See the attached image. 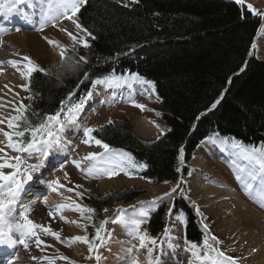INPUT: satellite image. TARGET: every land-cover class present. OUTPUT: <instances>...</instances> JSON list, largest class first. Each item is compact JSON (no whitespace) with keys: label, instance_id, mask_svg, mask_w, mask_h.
I'll use <instances>...</instances> for the list:
<instances>
[{"label":"trees","instance_id":"obj_1","mask_svg":"<svg viewBox=\"0 0 264 264\" xmlns=\"http://www.w3.org/2000/svg\"><path fill=\"white\" fill-rule=\"evenodd\" d=\"M125 4L129 6L116 0H87L81 6L75 19L91 33L86 36L90 46L75 45L61 65L45 70L48 75L34 72L27 80L32 99L27 98L25 106H30V120L39 122L62 106L67 110L88 92L93 96L97 80L137 74L160 100L161 110L154 114L167 133L155 143H146L130 125L115 123L92 134L109 150L126 154L132 177L176 186L189 176L187 168L182 173L175 169L180 150L188 167L199 147L217 138L250 149L264 147V61L252 53L260 16L234 0H128ZM151 110L145 108L147 113ZM139 195L100 199L84 193L82 202L95 209L85 234L92 239L116 204ZM177 216L184 221L185 241L202 247L207 234L184 199L175 201L171 217L177 220ZM167 217L163 207L149 213L145 232L157 243L165 235Z\"/></svg>","mask_w":264,"mask_h":264},{"label":"bare ground","instance_id":"obj_2","mask_svg":"<svg viewBox=\"0 0 264 264\" xmlns=\"http://www.w3.org/2000/svg\"><path fill=\"white\" fill-rule=\"evenodd\" d=\"M49 2L50 0H48ZM47 6V0H27V4L17 5L15 10L10 12L6 10L4 14L0 15V41L6 44L4 46L3 44L0 45V66H2L0 69L5 71V73H2L3 70L0 71V118H5L8 115L7 110L13 109V103L20 98L17 89L21 86L22 81L18 77V70L9 66V61H16L18 65L26 63V61L21 58H13V53L18 52L24 54V56L35 58L48 57L53 61L61 58L59 47L50 45L48 41H54L58 45V35L62 32L63 27L69 24V21L61 16L53 23H45L42 31L38 30L40 28L41 15L48 11L46 9ZM33 31H37V33ZM13 32H17V34H12ZM10 49H13V53ZM137 79L143 82L140 78L137 77ZM136 87L137 85L128 83L122 89H109L104 95L101 104L98 103L93 106V111L85 110L80 116H77L75 123L66 124L65 130L61 134L60 147L54 148L48 158L43 161V167L39 171L32 173L33 179L25 184L24 190L20 193L16 205L17 216L23 209H29V214L32 215V218L34 217L35 220H38L35 221L38 225L50 227L52 231L58 232L61 240L57 241L51 235H45L37 229V233L43 241L40 247H37L32 240L28 242V249H25L22 245H17L14 249H2L0 247V259L5 258L0 264H7L8 258H13L14 264H48L49 260L54 261V264H80L83 262L84 249L79 246H73L77 242H72L71 246H68L71 238L80 234L74 226L75 217L72 210L63 209L54 218L48 215L50 211L55 212L57 205L67 204L66 194L58 189L57 191H52L48 184L53 180L55 181L58 177L65 176L68 173L66 172L67 169L76 168L72 161L75 160L73 159V152L78 149L76 151L73 149L77 140L83 135V129L86 127L85 123L99 111L100 107L109 108L123 102L121 98L125 97L126 89H129L132 95H137L138 88ZM136 98L131 96L128 101H134ZM157 128L158 125L151 121L138 122V132L145 140L154 138ZM228 153L230 154V152ZM35 156L34 159H39L38 154H35ZM212 156H214L213 150L210 147H205L198 160L204 161L205 158L206 160L207 158H213ZM239 160L240 163L237 164L240 166L245 164L242 158L239 157ZM38 162L40 163L41 161ZM198 162L193 168L195 170V178L194 180L192 179L193 181L190 180L188 182L194 188L195 194H200L199 199L195 200V203L199 208L209 210L210 215L219 219L221 230L224 231L225 236L226 234L229 236L230 240L237 244L239 242L245 248L253 247L255 249L253 255L244 256L245 260L252 264H264V227H262L264 216L262 209L260 210L259 207H255L246 201L235 187L238 184V181L235 180V174L229 173L219 164L220 162L213 165L210 162H200L201 164ZM104 185H98L95 182L87 184L88 189H97L99 193L105 190ZM155 193L162 194V190H157ZM44 194L47 195V198L43 197ZM152 194V192L149 193L147 198L149 199ZM61 215L68 222L61 220ZM30 218L31 216L29 215L28 219ZM248 227L253 231L250 232ZM256 231H258L257 236L255 235ZM131 242L128 235L118 232L110 248V258L105 264H131L132 259L139 252L137 247L134 248V256L126 252ZM183 242H185V236L181 233L176 240L175 247L170 250L168 256H160L159 253L160 264H189L192 257L190 252L185 250L187 246H183ZM131 244L132 246L136 245ZM142 250L146 253L144 248ZM60 257H67L68 259L64 260ZM137 261L138 264L142 262L141 259Z\"/></svg>","mask_w":264,"mask_h":264},{"label":"rangeland","instance_id":"obj_3","mask_svg":"<svg viewBox=\"0 0 264 264\" xmlns=\"http://www.w3.org/2000/svg\"><path fill=\"white\" fill-rule=\"evenodd\" d=\"M122 4H125L128 0H116ZM236 1V0H234ZM51 2V0H50ZM47 4L48 0H47ZM248 4H251L258 12L264 13V0H244V5L247 7ZM48 9V6L47 8ZM262 19V25L260 28V31L258 33V36L255 40L254 47L252 49L253 55L261 60L264 61V17L260 16ZM73 20L76 21V23H79L81 28L82 24L77 21L73 17ZM69 24L66 27H63L62 32L58 35V45H59V51L61 53V48L66 49V52L64 54V59L68 55V51L71 50L75 45H82L81 43H76L75 45L73 44V41L70 39L68 33H71L73 36L77 38V41L80 40H85L86 41V36L87 34L85 32L79 31L76 27L75 24L71 21L68 20ZM53 23V22H51ZM69 26V27H68ZM68 27V28H67ZM38 31V30H37ZM37 31H33L36 32ZM12 34H17V32H13ZM60 43V44H59ZM6 45L0 41V45ZM11 52L13 53V49H10ZM4 54V50L2 51ZM15 59H22L24 54L15 52L13 53ZM31 60L38 65L40 68L44 70H48L54 67H58L59 65L62 64L64 59L62 60H56L53 61L52 59L48 57H43V58H35L32 56H29ZM23 64H20V69L23 70ZM9 65V64H7ZM12 67L11 65H9ZM3 70V69H2ZM0 69V71H2ZM18 72V77L21 79L22 84L21 86L17 89L18 90V95L19 99L15 100L13 103V109L7 110L8 115L5 116V124H1L2 131H0V148H4L5 152L7 153V157L15 156L17 153L11 151L6 147L7 140L6 137L2 134V132H10L11 130L7 127V119L13 115H15V108L19 107L21 104L26 105L27 98H28V93L27 91L24 90V86L28 85L27 80H25L21 75L20 71ZM2 73H5L3 70ZM132 83L135 86L137 85L136 88H138L137 95H132L129 89H126L125 92V97L121 98L123 102L115 104L113 107H100L99 111L95 113L87 123H85L86 127L85 128H94V129H99L101 127H104L106 125H109V121H111V124L115 123H124L128 124L132 127V132L135 134L137 137H139L141 140H143L146 143H155L157 142L160 138H162L168 131L167 127L164 126L158 119V117H155L154 110L160 111V100L154 95L153 91L150 90V88L145 85L143 82L139 81L137 77H127L123 80L119 79L114 82H110V84H99L96 87V90L94 91V96L93 99L89 100L87 105L83 106L81 111L79 112L78 116L82 114L83 111L85 110H92L93 111V106L98 103L101 104V101L104 99V95L107 93L109 89L112 88H123L126 84ZM147 86V87H146ZM110 87V88H109ZM128 95V96H127ZM137 97L136 100L134 101H128L129 98ZM135 105H143L144 110H141V108L136 107ZM92 108V109H91ZM145 108H149L151 111L147 113L145 111ZM98 110V109H97ZM101 110V111H100ZM64 111L65 108H64ZM63 120V113L61 114L60 117ZM151 121L152 123H155V125H158V128L155 130L156 134L155 137L149 140H145L143 137H141L140 133L138 132V122L140 121ZM156 121V122H154ZM85 139L84 134L77 140V145L75 143L74 146V151L73 152V159L76 161H81V168H86L87 165L90 163L88 161H84L82 158L87 156L89 153H104V149L101 147H98L94 142H91L90 145H86L82 143V141ZM235 144H240L238 142H235L233 140H222V139H214L211 141H206L204 142L199 149L196 151V156L193 157L192 164L190 166H186L184 164L183 160H179L178 163L176 164V171L178 173H182L183 170L186 168L189 170V176L187 178H182L181 181L179 182V187L177 188L176 192L172 193L170 197H166L165 193L171 192L172 188L175 187L173 185L169 184H158V183H151L149 181H146L144 179L138 178V177H132L130 174V161L127 158L126 154L121 152V151H113L110 150L109 153H105L107 157L110 159H118L121 161V167L124 169V171H119L117 169L118 174L113 175L111 177L106 176V175H100L98 178H92L87 176L84 172H82L80 169L77 168H69L66 170L67 173V178L65 176L58 177L56 180L59 181L61 185L64 187L58 188L59 191L63 192L66 194V202L70 203L71 201H75L77 204L81 205V207H86L85 204L82 202L81 197L82 196H77L76 193H90L100 199L107 198L109 196H119L121 194H129V193H139L140 195L135 198L133 201L129 203H118L114 206L113 210L111 213L106 216L104 221H108V223L105 224V229L107 233H111V239L107 241L106 245L104 247H100L97 252H89L88 250V245L82 242H77L73 244L75 247H82L84 249V256L82 258V261L80 264H105L106 261L110 258V248L112 246V243L114 242V238L116 237V234L118 232H121L124 235H128L127 232L128 230L120 223H112V220L117 217L118 210H124V219L126 221H130L132 219H137L142 221L140 225V231L143 233L145 232V228L148 222V215L150 212H156L159 208L163 207L167 209L168 217L165 220L166 221V226L167 228L170 229L169 236L172 238L171 243L172 245H176V240L178 239L179 234L183 233L184 235V226L183 223L173 219L171 217V211L173 209V206L175 204V201H178L180 199H184L187 201L188 205L193 209V212L195 216L198 218V224L201 226L204 231L206 232L209 243L213 244L214 247H216L218 250L222 251L225 253L226 256L232 257L233 259L236 260L237 264H252L248 260L244 259V256H249L253 255L255 252V249L253 247L251 248H245L238 242L235 243L232 240L229 239V236L226 234L224 235V231L221 230L220 228V221L218 218L215 216H212L209 214V210H205L202 208H199L197 204L195 203V200H198L200 194H195L194 188L188 184L190 180H194L195 178V170L193 169L196 165L198 160V157L202 155V151L205 149V147H210L213 150L214 156L213 158H206L204 161L200 160L198 163L201 164L200 162H210L212 165L215 163L221 164L229 173L235 174V180L237 175H241L243 177H246L247 175V170L250 169V165L246 160L243 159V157L240 154V150L236 147H234ZM241 145V144H240ZM86 150H85V149ZM245 148V147H244ZM249 151L251 150L250 148H246ZM260 149H264V147H261ZM231 150V151H230ZM259 150V149H258ZM230 152V154L228 153ZM78 153V155H77ZM0 155H3V153H0ZM22 158L25 160V166L28 164H38L40 161L39 159H34L36 156L33 155L32 157H29L28 154H21ZM212 155V154H211ZM228 156V158H227ZM239 157L242 158L245 161L244 165H239L237 163H240ZM218 160V161H217ZM217 161V162H216ZM14 162V161H13ZM245 169L244 172H241L240 169ZM179 169V170H178ZM5 174H8L9 172L12 171V169L5 168L3 169ZM54 171V170H53ZM65 172V173H66ZM127 173V174H125ZM186 179V180H185ZM188 179V180H187ZM192 180V181H193ZM210 181V179H208ZM54 181V180H53ZM97 183L98 185L100 184H105L104 188L105 190L102 193H99L97 189L93 190L91 188L88 189L87 184L90 183ZM258 185V181L256 182ZM80 185L82 187L77 188L76 186ZM236 189L238 190L239 193H241L246 201L255 206L259 207L260 210L263 212L264 216V207H260L253 198H250L248 195L245 194L243 191V187L241 183L238 181V184L235 186ZM68 188H72L73 191L69 192L67 191ZM157 190H162L161 193H155ZM153 193L150 195L149 199L147 196L149 193ZM161 194V195H158ZM44 198H47V195H43ZM70 198V199H69ZM162 198V199H158ZM194 198V200H193ZM142 199H148V200H142ZM156 201L155 204H152V201ZM139 204V205H137ZM132 207V208H129ZM197 209H199V215L197 214ZM143 211L146 213L145 216L139 215V213ZM73 215L75 217V228L78 230L77 232L80 233L79 236H85V225L89 223V220L82 219L80 216L79 212L72 211ZM31 220L35 224H37L35 221L34 217ZM28 215V216H29ZM202 217L204 220H202ZM264 227V220L262 221ZM205 225H207V228L205 229ZM77 226V227H76ZM182 229V230H181ZM80 230V232H79ZM248 230L252 232V229ZM248 231V232H249ZM126 233V234H125ZM105 235V232L102 233V236ZM255 235H258V231L255 232ZM129 236V235H128ZM215 236L221 243L216 244L214 241L211 240V237ZM129 239H131V243L136 244V247L138 248V253L137 256L135 257L137 260H142L140 264H148V255H147V249H145V252L142 250V248H139V241L134 240L129 236ZM129 244V247H132V244ZM131 245V246H130ZM183 246H187L185 242L182 244ZM162 246V249H161ZM242 246V247H241ZM73 248V247H72ZM173 248L168 247V238L166 236H162V238L159 240L157 243V246L155 247V250L153 252V259L155 260L158 258V255L160 253L161 255L168 256L170 253V250ZM141 250V251H140ZM254 250V251H253ZM134 251L135 249L133 248V252L131 253V256H134ZM163 253V254H161ZM165 253V254H164ZM99 254L101 256V260L97 262L95 260V255ZM139 254V255H138ZM130 256V257H131ZM89 257H92L91 259ZM139 257V258H138ZM191 258V257H190ZM144 260V261H143Z\"/></svg>","mask_w":264,"mask_h":264},{"label":"snow or ice","instance_id":"obj_4","mask_svg":"<svg viewBox=\"0 0 264 264\" xmlns=\"http://www.w3.org/2000/svg\"><path fill=\"white\" fill-rule=\"evenodd\" d=\"M87 0H51L48 4V11L41 15L40 19V28L38 30L42 31L45 23L57 21L59 17L64 19L71 20L75 27L81 31L85 32L87 35L91 36V33H87L86 29H82L79 23H76L73 20V17L77 16V13L80 11L81 6H83ZM138 0H131V3H137ZM238 4H244V0H236ZM27 4V0H0V15L4 14L5 11H13L16 9L17 5ZM124 7H128V4H124ZM248 10L254 16L264 17V13L258 12L251 4L247 5ZM55 26V24H53ZM70 39L73 41V44L81 43L83 47L87 48L90 45L85 40L77 41V38L71 33H68ZM95 39V37H92ZM50 45L59 47L54 41H48ZM254 47V46H253ZM66 49L61 48V59H64V54ZM26 63L23 65V70L20 69V66L16 61H9V64L20 71V75L30 82L31 76L34 72H41L44 75H48L44 69L36 65L30 57L22 58ZM81 60L84 63H87L85 57L81 56ZM2 67V66H0ZM85 78L87 74L85 73ZM96 84H110L108 81L97 80L94 82L93 87ZM25 91H30L28 85L24 86ZM92 92L87 93V97L81 98L78 103L67 105V110L64 111L62 106L61 110L56 112L54 115H46L39 119V122H33L30 120L27 115L28 108L30 106H25L21 104L19 107L15 108V115L7 119V127L11 130L10 132H2L6 137L7 144L6 147L11 151L17 153L15 156L8 157L4 148H0V247L4 249H14L17 245H22L25 249L29 248V241H34L37 247H40L43 241L40 239L37 229L45 235H51L57 241L61 240L60 234L58 232L52 231L50 227H45L43 225L35 224L32 220L28 219L29 209H23L18 213L17 216V201L19 199L20 193L24 190L25 184L33 179L32 173L39 171L43 167V161L46 160L49 154L53 151L54 148H59L61 145V134L65 130L66 124H73L76 121V118L83 108V105L86 103L87 99H90ZM28 99H32L31 96ZM71 99V97H69ZM219 103V100L212 105V108L216 107V104ZM136 107L144 110L143 105H135ZM63 113V120L60 118ZM5 123L4 118H0V124ZM111 124L112 122L109 121ZM2 131V130H0ZM99 131V129L94 128H84L83 134L85 139L82 143L90 145L91 142H94L98 147L104 149V153L96 154L89 153L87 156L83 157L84 161L90 162L86 168H81V161L73 160L72 163L77 169H80L87 176L92 178H98L101 174L106 176H113L118 174L119 171H124L121 167V161L118 159H110L105 155L109 153V145L103 143L100 139H97L92 134L93 132ZM27 134V135H26ZM234 147L240 150V154L244 160L248 162L251 166L247 170L246 177L237 175L236 179L239 181L243 187V191L250 198H253L261 207H264V149H251L250 151L244 148L240 144H235ZM28 154L29 157H32L35 154H38L40 159L39 164H28L25 166V160L22 158L21 154ZM180 159H183V149L180 150ZM14 161V162H13ZM8 168L12 169L11 172L5 174L3 169ZM179 170V169H178ZM241 172H244L245 169H240ZM127 174V173H125ZM67 178V174H65ZM259 182L258 185L256 182ZM48 187L52 191H57L58 188L64 187L59 183L58 180L52 181L48 184ZM77 188L82 187L80 185L76 186ZM179 184L172 188L171 192L165 193L166 197H170L172 193L176 192ZM67 191L72 192V188H68ZM76 195L83 196V193L77 192ZM70 199V198H69ZM162 199V198H158ZM152 204H155L156 201H152ZM68 209L80 213L82 219L92 220L95 209L91 207H81L75 201H71L67 204H59L56 206L55 212L50 211L48 215L50 217H55L58 215L61 210ZM104 211H107L105 209ZM118 215L112 220V223H120L127 230V234L134 240L139 241V248H147L148 255V264H160L159 258L153 259V252L157 246V240L149 236L147 232L140 231V225L142 221L137 219H132L126 221L124 219V210H118ZM197 214L199 215V209H197ZM141 216H145L146 213L141 211L139 213ZM61 220H65V217L60 216ZM177 221L183 223L181 216L176 217ZM65 222H68L65 220ZM73 223H75L73 221ZM108 221H103L96 227L95 235L92 239H89L87 235L77 236L71 238L68 246H71L72 242H82L88 245L89 252H97L100 247H104L108 240L111 239V233H107L104 225ZM205 229L207 225L204 226ZM86 229V226H85ZM105 232V235L102 236L101 233ZM165 236L168 238V247L174 248V245L171 243V237L169 236L170 229L165 228ZM211 240L216 244L221 243L215 236L211 237ZM99 243H96V242ZM187 245L186 251L191 254V261L189 264H237L236 260L232 257L226 256L224 252L218 250L213 244L209 243V239L206 236L203 241V246H198L195 243L185 241ZM148 245H151L149 247ZM136 245L126 249V252L131 255L133 248ZM162 249V246H161ZM61 259L67 260V257H60ZM90 259L92 257H89ZM95 260L99 262L101 256L99 254L95 255ZM7 264H14L13 258L7 259ZM48 264H54V261L49 260ZM131 264H138L136 258H133Z\"/></svg>","mask_w":264,"mask_h":264}]
</instances>
